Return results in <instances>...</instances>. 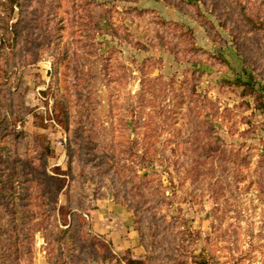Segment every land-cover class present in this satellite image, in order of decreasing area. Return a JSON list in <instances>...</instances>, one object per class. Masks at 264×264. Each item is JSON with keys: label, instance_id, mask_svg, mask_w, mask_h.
<instances>
[{"label": "rangeland", "instance_id": "obj_1", "mask_svg": "<svg viewBox=\"0 0 264 264\" xmlns=\"http://www.w3.org/2000/svg\"><path fill=\"white\" fill-rule=\"evenodd\" d=\"M205 1L199 5L206 26H213L209 31L190 10L179 11L164 0H22L14 19L21 24L24 101L32 112L16 128L44 134L52 155L43 168L42 144L26 139L21 156L26 167L43 176L53 166L65 170L71 150L89 173L91 210L103 199L130 210L139 244L133 220L141 211L132 197L160 202L153 212L163 215L166 224L173 218L193 219L185 235L189 240L181 241L187 255L201 248L212 264H264V107H257L264 96L243 95L242 87L232 82L242 58L233 47L226 14L219 11L235 10L233 0ZM243 1L257 3L264 12V0ZM143 8L190 29L195 45L216 58L179 62L168 49L148 45L146 19L138 15ZM233 22L235 30L243 28ZM52 52L65 55L58 74L68 73L74 80V99L76 76H84L80 82L85 85L88 126L82 144L73 123L66 133L48 118L53 99L45 93ZM24 178L25 214L17 229L14 264H51L45 234L55 199L32 172ZM121 182L131 188L126 195ZM19 190L14 183L7 201H16ZM57 204H65L63 193ZM91 210L84 214L90 228ZM172 232L165 231L168 236ZM141 246L143 257L150 254ZM125 257L115 254L114 262L97 259L91 264H122Z\"/></svg>", "mask_w": 264, "mask_h": 264}, {"label": "trees", "instance_id": "obj_2", "mask_svg": "<svg viewBox=\"0 0 264 264\" xmlns=\"http://www.w3.org/2000/svg\"><path fill=\"white\" fill-rule=\"evenodd\" d=\"M164 1L179 11L187 13L190 10V15L204 25L207 31L213 28L212 24L211 28L206 26L208 21L201 12L199 3L204 6L205 0ZM233 2L235 10L226 8L219 11L226 14L225 25L232 34V43L237 55L242 58L240 73L232 82L242 87L243 95L255 92L256 98H263L264 88L257 85V82L264 81V12L257 3L248 6L243 0H233ZM22 6V0H0V188L6 189L5 192L0 191V264H14L15 245L20 239L17 229L19 224L24 222L25 214V192L22 182L25 180L24 174L31 172L34 177L41 179L48 191L46 194H52L55 199L50 212L51 224L45 234L51 245L50 263L91 264L97 259L102 262L113 260L115 253L112 251L111 243L104 236L92 232L84 216L92 208L88 203L89 196L86 191L89 173L82 169L80 159L73 156L72 151L68 149L66 169L61 170L58 166H53L52 173L43 171L41 176L32 166L26 167L21 156L26 139L42 144L43 168L52 155L50 142L44 134L16 128L32 112L24 101L25 86L19 57L21 24L19 18L14 19L16 10H22ZM59 6L60 3H57L56 8ZM138 15L146 19L148 30L144 39L148 45H160L168 49L176 61H190L203 57L216 58L210 51L196 46L193 32L184 29L180 23L162 20L151 8L139 9ZM233 19H236L243 28L235 30L236 23ZM244 31L247 33L239 35ZM50 55L54 56L53 71L50 73V82L45 94L53 99V108L52 116L48 118L52 117L66 133L74 126L76 137L82 144L88 126L85 85L80 82L84 76L80 74L76 76L78 97L74 99L70 88L74 80L70 79L68 73L58 74V67L64 63L65 55L61 52H52ZM249 65H252L251 71L247 70ZM75 105L79 108L76 109ZM257 107H264V103H258ZM42 126L46 124L42 122ZM14 183L20 185L18 199L9 202L5 196ZM121 183L120 189L126 195L127 189L131 188ZM61 193L65 196L64 205L57 204ZM149 193L153 196L152 190ZM132 199L134 205L141 211L133 220L139 232L140 245L143 244L150 254L145 253L142 259L125 257L123 258L125 264H190V262L212 264L208 252L201 248L198 254L189 252L191 254L187 255L185 252L187 247L181 241L189 240L185 235L190 231L192 218L184 217L180 222L179 219L173 218L166 224L163 215L153 212L160 202L155 204L151 199L135 200L133 197ZM166 230H172V235L168 236Z\"/></svg>", "mask_w": 264, "mask_h": 264}, {"label": "crops", "instance_id": "obj_3", "mask_svg": "<svg viewBox=\"0 0 264 264\" xmlns=\"http://www.w3.org/2000/svg\"><path fill=\"white\" fill-rule=\"evenodd\" d=\"M257 85L264 88L263 82H257ZM109 200H99L96 208L91 210L90 224L92 230L111 242L112 251L116 255L142 259L144 250L139 244L137 231L132 226V212L122 205L108 204ZM114 261L115 259L111 262ZM121 263L125 264L123 261Z\"/></svg>", "mask_w": 264, "mask_h": 264}]
</instances>
